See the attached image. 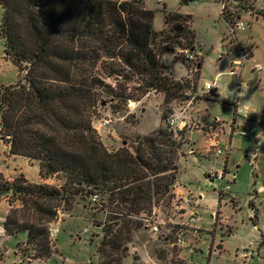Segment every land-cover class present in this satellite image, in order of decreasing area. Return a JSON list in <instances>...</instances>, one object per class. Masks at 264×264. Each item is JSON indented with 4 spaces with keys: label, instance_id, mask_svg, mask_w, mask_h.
<instances>
[{
    "label": "trees",
    "instance_id": "1",
    "mask_svg": "<svg viewBox=\"0 0 264 264\" xmlns=\"http://www.w3.org/2000/svg\"><path fill=\"white\" fill-rule=\"evenodd\" d=\"M0 6L3 56L24 72L16 82L0 85V140L9 154L37 160L40 178L62 180L55 185L22 175L9 180L0 171V198L10 205L3 228L7 235L25 232L33 257L45 259L52 250L49 226L58 210L71 209L75 196L96 190L129 212H150L169 196L181 145L166 122L171 107L163 110L155 131L137 138L134 150L106 148L92 119L97 103L109 97L126 102L154 90L165 94L166 103L189 100V79H172L161 58L173 44L194 52L195 32L192 16L179 12L165 13V26L176 23L156 30L144 0H0ZM175 58L188 67L183 56ZM194 65L198 80L201 60ZM111 77L136 86L117 82L113 89L105 81ZM191 86L194 90L196 82Z\"/></svg>",
    "mask_w": 264,
    "mask_h": 264
},
{
    "label": "rangeland",
    "instance_id": "2",
    "mask_svg": "<svg viewBox=\"0 0 264 264\" xmlns=\"http://www.w3.org/2000/svg\"><path fill=\"white\" fill-rule=\"evenodd\" d=\"M144 2L145 6L154 12L153 27L155 29L169 28L171 23H176L173 21L166 26L163 24V18L167 12L187 13L192 16L190 25L195 32V51L192 52V63L188 62V67L192 69L187 78L190 85L185 89V95L192 90V82H196V87L192 91L197 93L198 80L195 79L196 72L193 65L202 60L200 83L215 79L218 90L229 102L238 101L241 113L249 119L248 129L254 127L253 132L244 137L235 135L232 137L231 144H224L230 146L231 152L230 156H227L228 175H225L222 182L220 179L213 178L211 174H216L219 170L224 173L222 159L226 157L217 154L216 156L213 149L212 153L208 152L209 154L203 152V137L199 130H192L187 134L189 143L185 136L188 125L181 130L175 127L177 133L182 134L181 138H177L181 145L177 158L179 168L176 176L178 174V181L183 185L184 193L173 190L175 178L169 188V196L164 195L158 199V203L152 205L150 212L148 209L145 212H129L127 209L117 208L109 203L106 193L96 190L90 194L75 196L71 209L58 210L57 219L49 226L52 250L48 258H34L35 250L32 249L34 246L26 243V233L21 231L5 243L6 252L0 247V263L264 264V0H192L187 3L180 0H144ZM1 14L0 6V18ZM241 20L245 22L244 29H235L236 22ZM232 29L235 30L232 31ZM250 45L256 59L254 61L244 59L239 66V76L226 72L231 65V58L226 54L228 48L238 47L250 54L246 50ZM180 50L179 46L173 44V52L178 56H180ZM255 60L262 65L260 71L253 70L251 67ZM163 61L167 65L162 62L163 66L168 67L164 69L166 74L169 69L173 70L175 76L184 73L185 68L178 62H174L170 52L165 53ZM232 67L234 69V66ZM98 71L101 73V70ZM217 72H220V75L215 77ZM19 75H24V72L19 74L16 67L4 58L3 43L0 39V85L16 82ZM117 79L111 77L105 81L111 83L113 89L117 82L128 89L136 86V83L131 80L120 77ZM188 97V101L178 97L166 103L165 94L154 90L140 99L129 98L126 102L109 97L97 103L92 125L97 124L102 118H109L110 121L106 126L94 128L105 147L115 150V146L122 145L134 150L137 138L141 137L138 132H148L158 125L159 117L164 109H169L168 107H171L172 113L178 112L179 117L180 111L186 109L191 99L193 103L187 108V113H184L186 117L183 116V118L187 120L189 116L194 122L191 123L194 127L201 126V121L194 119L191 114L203 118V122L213 117L229 121L233 116V107L229 104L201 100L204 97L199 94H195L193 98L189 95ZM111 105H116L118 108L113 109ZM195 112H198V115ZM169 118L170 115L167 116L166 122ZM139 122H141L140 125ZM234 130L236 128H233L231 133ZM4 143L0 140V156L3 163L0 162L6 173L3 175L7 179L12 180L22 175L31 182L52 185L62 183L61 178L54 175L40 178L38 161L35 159L15 156V160L6 162L7 159L2 156L7 151L6 143ZM190 147L196 150L191 153ZM197 150L201 154H198ZM188 191L198 203L196 220L192 223L200 227L166 222L160 225L158 232L153 233L146 220L147 216L153 215L155 210L159 218L168 221L170 214L167 209L171 196L174 193L184 196ZM199 191L204 193L205 197V201L203 197L201 203ZM218 191L224 198L220 205L221 213L217 209L210 213L209 208L215 205ZM93 195L97 196V202L92 200ZM251 195H254V198ZM232 197L236 201L237 208L234 207ZM250 198L258 209L255 225L250 219L252 217L248 207ZM102 201H104L103 206H101ZM15 205H18L17 201ZM186 217H188L187 214L181 217L174 216L172 221L185 223ZM230 229L231 235L228 234ZM176 233L181 234L185 244H173ZM196 238L200 240L205 238V241L199 243L198 248H194V252H189L187 249ZM211 238H213L215 251L211 250L210 245L211 253H209ZM17 240L23 241H18L16 244ZM220 243L222 247L218 249ZM244 249L253 252L252 259L246 263H242L240 258L234 256L236 251L238 253L241 250L242 253Z\"/></svg>",
    "mask_w": 264,
    "mask_h": 264
},
{
    "label": "crops",
    "instance_id": "3",
    "mask_svg": "<svg viewBox=\"0 0 264 264\" xmlns=\"http://www.w3.org/2000/svg\"><path fill=\"white\" fill-rule=\"evenodd\" d=\"M219 2V1H218ZM220 3V2H219ZM241 22H243V27L241 28V29H237V30H243L244 29V24H245V22L244 21H242L241 20ZM159 29H161V27L159 28ZM159 29H156V30H159ZM222 41V40H221ZM247 51H249V56H248V58H246L245 60L246 61H250V60H253L254 61V59H256V57H255V53H254V50L252 49V45H250L247 49H246ZM171 54H172V56H173V58H174V62H178L180 65H182L184 68H185V71H184V73L183 74H180V75H178V76H175L174 74H173V70H170L169 69V72H168V74H169V76L172 78V79H174V80H181V79H184V78H188L189 77V75H190V67H187L185 64H183V63H181L177 58H175V53L173 52V50H171V51H169ZM166 53H168V52H166ZM164 55H165V53L162 55V58H161V61L164 63V61H163V57H164ZM201 62H202V60H201ZM260 64L261 65V63L260 62H258V61H256L255 60V62L253 63V65L251 66L252 67V69L253 70H255L254 68H253V66L255 65V64ZM164 65H166L165 63H164ZM167 66V65H166ZM202 66V65H201ZM233 65H230V69L228 70V71H226V72H229V73H231V74H236V75H238L239 76V72H240V68L238 67H234V69H236V70H234V71H232V69H233V67H232ZM167 69H168V67H166ZM261 69H262V65H261ZM260 69V70H261ZM257 70V69H256ZM259 70V71H260ZM220 75V72H217L216 74H215V77L216 76H219ZM214 77V78H215ZM200 80H201V72L199 73V78H198V90H197V93H195V94H199V95H203V99H201V100H206V101H208V102H211V101H218V102H220L221 104H229L230 106H232L233 107V116H232V118L229 120V121H224V120H220V119H218V118H216V117H213V118H210L207 122H203V118H199V117H196L194 114H191V115H193V118L195 119V118H197L198 119V121H201V123H200V125L201 126H199L198 127V125L197 126H195L194 127V125H191V123H194L192 120H191V118H189V116H188V119L187 120H182V118H181V116H184V117H186L185 115H184V113L186 112L187 113V108L193 103V101L192 100H190V103H188L187 104V107H186V109H184L183 111H182V113L180 112V116L178 117L177 116V114H178V112L176 113L175 112V115L178 117V121H183V122H185L186 123V125H188V127H187V131H186V133H185V136H186V139L188 140V142L190 143V141H189V138L187 137V134L190 132V131H192V130H199L200 132H201V135H202V137H203V152H206V153H208L209 151L211 152L212 151V147H210V143H211V140L208 138V135H209V132H211L212 131V133H214V134H216L217 135V139H218V141L220 142V143H222V144H225V143H230L231 144V140H232V137L233 136H235V135H238L236 132H235V130L233 131V133H231V130L233 129V128H236V129H240V128H244V127H247V128H249L250 126H248L249 125V119L244 115V114H242L241 113V109H240V106H239V104H238V101H236V102H229V100L225 97V96H223L222 94H221V92L218 90V86H217V84H216V82H215V84H214V88L212 89V90H210L209 92H207L206 91V89L204 88V83H206V82H211V81H213V80H215V79H213V80H211V81H208V80H204V81H202V83H200ZM247 85V84H246ZM158 95H160L161 96V94H158ZM221 100H223V101H225V103H223V102H221ZM195 113H197V115H198V112H195ZM147 116V115H146ZM142 118H144V117H142ZM141 118V122H142V119ZM189 120V121H188ZM160 117H159V123H158V125H156V126H154L151 130H149L148 132H143V131H140V132H138V135H147V134H150V133H152L153 131H155L158 127H159V125H160ZM141 122H139V125L141 124ZM212 123V124H211ZM180 125V124H179ZM174 127H176V126H174ZM238 127H240V128H238ZM254 128V127H253ZM109 130H111V129H109ZM239 136V135H238ZM250 136V135H249ZM240 137V136H239ZM5 144V143H4ZM124 144V143H123ZM122 146V145H121ZM120 146V147H121ZM117 148H119V146H115L114 147V149H117ZM5 149H7V151H6V153H4V154H2V156L3 157H5L7 160H6V162H8V160H15L14 158H15V156H19V155H14V154H9V152H8V145L7 144H5ZM108 149H110V148H108ZM231 149V148H230ZM191 150H192V152H191ZM193 148L192 147H190L189 148V151L191 152V153H193ZM196 150V149H195ZM194 150V151H195ZM209 152V153H210ZM230 152L231 151H229V153H228V157L230 156ZM197 153L198 154H201V152H198V150H197ZM208 153V154H209ZM212 153V152H211ZM214 153V152H213ZM215 154V153H214ZM216 155V154H215ZM217 156V155H216ZM228 157H226L225 159H222V162H223V164H222V171H224V173H226L225 175H228V173L226 172V170H227V159H228ZM0 161L3 163V159H1V156H0ZM0 162V171L3 173V174H6L5 173V170L2 168V163ZM5 162V163H6ZM5 167L7 168V166L5 165ZM179 168V167H178ZM220 171V170H219ZM219 171H217V172H219ZM209 172H210V170H209ZM214 172V171H213ZM216 172V171H215ZM178 173H179V171H178ZM211 178V177H210ZM213 178H216V177H213ZM216 179H218V178H216ZM224 179H225V176H224ZM224 179H220L222 182H223V180ZM234 180V179H233ZM183 185L182 184H180V182L178 181V174H177V176H176V180H175V183H174V188H173V190H175L176 192L177 191H180L181 193H184L185 191H184V189H183V187H182ZM228 187V186H227ZM199 193L201 194V198L199 199L200 201V203H201V200H202V198L204 197V193H202L201 191H199ZM221 194V193H220ZM219 194V191H218V193H217V201H216V203H215V205L212 207V208H209V209H211L210 210V213H212V212H214V210L215 209H217V210H219L220 211V213H221V210H220V205H221V201H223L224 200V198L223 197H221V195ZM254 195H251V197L252 198H254L253 197ZM233 198V202H234V207L235 208H237L238 206H236V201L234 200V197H232ZM204 201H205V197H204ZM203 201V202H204ZM252 202V207L251 206H249L248 205V207L250 208V214H252V217L250 218L253 222H254V225L256 224V221H257V219L254 221L253 220V210L254 209H257L255 206H254V201H253V199H249V201H248V203L249 202ZM9 207H10V205H9V203H8V200H7V198L6 197H1L0 198V247H2L3 248V250H5V252L7 251V248H6V246H5V243H7V242H9L10 240H11V238L13 237V236H16L17 234H15V235H7V234H5V232H4V228H3V222H4V219H5V216H6V214H7V211H8V209H9ZM211 215V214H210ZM257 215H258V209H257ZM198 219H199V216H198ZM198 219H197V221H198ZM194 227H197V228H199L200 226L198 225V224H196V225H193ZM231 228V227H230ZM203 230H205V229H203ZM209 229H206L205 231H208ZM228 234L229 235H231L232 234V232H231V229H230V231L228 232ZM26 239V238H25ZM24 239V240H25ZM18 241H23V240H17L16 241V244H17V242ZM203 241H205V238H203V239H199V238H196L195 240L193 239V242H192V245L187 249L189 252H194L193 250H194V248H198V245H199V243H203ZM221 241V240H220ZM15 244V245H16ZM183 244H185L184 243V241H183ZM210 245L212 246V248H211V250H214L215 251V249L213 248V238H211V243L209 244V253H211V250H210ZM222 247V245H221V243L218 245V249H220ZM217 249V250H218ZM197 250V249H196ZM13 251V250H12ZM235 256V258H240L241 260H242V263H246V261H248V260H251L252 259V256H253V252H252V250H251V252H250V254L247 256V257H244L243 255H241V250L240 251H238V253H237V251H236V254L234 255ZM0 264H5V263H0ZM12 264H18V263H12ZM28 264H35V263H28Z\"/></svg>",
    "mask_w": 264,
    "mask_h": 264
},
{
    "label": "built area",
    "instance_id": "4",
    "mask_svg": "<svg viewBox=\"0 0 264 264\" xmlns=\"http://www.w3.org/2000/svg\"><path fill=\"white\" fill-rule=\"evenodd\" d=\"M243 27V22L241 21H237L234 28L235 29H241ZM235 29H232L235 30ZM226 54H228V56H230L231 58V65L233 64L234 67H239L242 64V61L244 59H246L249 54L246 51H243L242 49H239L238 47H230L228 48V50L226 51ZM180 55L183 56L185 58V60L189 63H192L191 59H192V52H189L187 49H181L180 50ZM193 69L196 70L195 65H193ZM254 69L260 70L261 69V65L260 64H255L253 66ZM192 67H190V72H191ZM236 69H232V71H234ZM214 84H215V80L211 81V82H206L204 83V88L206 89L207 92H209L210 90H212L214 88ZM192 89V86H191ZM191 98L195 97V93L191 90L188 91L187 93ZM192 100V99H191ZM188 101V100H187ZM181 112V111H180ZM182 113V112H181ZM170 118L168 120V124L170 126V128L172 129V131L174 132L175 138H179V134L177 133V131L175 130V127H177V130H181L184 126H186V123L183 121H178V117L175 115V112L169 114ZM182 120L184 119L183 116H181ZM110 119L109 118H102L101 120L98 121L97 124H94V128L98 129L100 127H104L109 123ZM180 124V125H179ZM254 128H250L248 129L247 127L244 128H240V129H236L235 132L240 136V137H244L247 136L248 134H251L253 132ZM208 138L211 140L210 143V147L213 148L215 154L217 155H223L225 157H227L229 151H230V146L227 145L225 146L224 144L220 143L217 139V135L209 132ZM212 176L218 178V179H224L225 174L222 172H218L216 174H211ZM234 178V175H232ZM93 201L97 202V196L93 195L92 197ZM197 208H198V203L197 201H194L193 199V195H191V193L188 191L186 195H181V194H177L174 193L169 201L168 204V209L167 212L170 214L168 217V221H164L163 219L159 218V216L156 214V211H153V215H149L147 216V222L148 225H150V230L153 233H156L160 230V225L161 224H166V222H171L172 224H189V225H193L192 222H194L196 220V214H197ZM188 215V217H186V221L184 222H178V221H172V217L176 216V217H181V216H185ZM192 224H191V223ZM180 231V230H179ZM51 236V234L49 233V237ZM173 244H183V238L181 236L180 233H176V239L173 242ZM246 249L242 250L241 255H243L244 257H247L250 254V251H245Z\"/></svg>",
    "mask_w": 264,
    "mask_h": 264
}]
</instances>
